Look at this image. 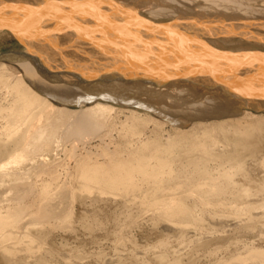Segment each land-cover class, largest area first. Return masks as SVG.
I'll return each mask as SVG.
<instances>
[{"label":"bare ground","instance_id":"obj_1","mask_svg":"<svg viewBox=\"0 0 264 264\" xmlns=\"http://www.w3.org/2000/svg\"><path fill=\"white\" fill-rule=\"evenodd\" d=\"M260 1L0 0L4 23L10 22L12 26L13 22L17 28L21 26L17 34L0 29V43L16 37L23 45L21 48L28 49L37 58L10 56L0 59V66L7 70L3 74L4 85L18 103L21 118L16 125H11L17 129L10 134V147L0 145V251L11 254L15 250L10 243L16 244L18 237H31L25 226L35 221L31 215L35 201L27 204L25 201L24 206L23 198L36 192L31 181L33 170L48 162V153L59 149L61 129L66 128L65 125L74 133L93 130L94 134V130L105 128L106 121L119 109H124L118 103L154 111L165 120L136 108L125 109L133 114L146 115L156 123L176 126L183 132L192 128L183 127H188L195 119L230 117L214 119L225 123L239 122L248 116H264L256 113L264 111V50L243 45L237 49L223 46L227 42L225 39L237 34L256 36L264 42V7L252 5ZM213 37L224 40H210ZM149 54L153 55L155 62L168 67L169 75L156 78L144 74L140 76L144 78L128 82L101 81L99 85L83 79L81 85L51 75L42 68L55 70L59 65L80 68L83 73L90 74L88 68L95 72L94 67H98L96 65H100L104 58L111 61L110 64L121 59V67L128 68L125 59L139 62L143 55ZM6 61L17 63L23 72L10 71V64ZM25 78L32 80L36 89ZM125 136L129 138V132ZM146 145L142 144L141 153L133 151L137 162L131 158L105 166L84 161L78 168L79 176L103 186L134 187L130 178L134 171L146 164ZM165 150L163 146L157 147L155 156L159 159ZM159 161L166 163L162 157ZM157 173L156 170L148 172L150 177H156L154 174ZM224 179L230 182L227 177ZM217 185L216 189L222 191V186ZM24 186L27 187L25 191ZM154 190L162 194L167 188L157 186ZM28 192L25 197L24 193ZM43 192L48 201L44 199L42 212L49 215L55 211L53 201L60 194L50 195L52 192H48L46 183ZM6 195H10L7 200ZM163 200L165 206L159 208L164 209L166 215L173 218L175 214H181L190 222L186 205L168 196ZM22 210L28 211L24 217ZM250 227L240 230L252 231ZM160 259L162 263L167 261L163 253ZM224 264H264V248L252 246L244 257Z\"/></svg>","mask_w":264,"mask_h":264},{"label":"rangeland","instance_id":"obj_2","mask_svg":"<svg viewBox=\"0 0 264 264\" xmlns=\"http://www.w3.org/2000/svg\"><path fill=\"white\" fill-rule=\"evenodd\" d=\"M252 5L264 7V0ZM255 37L237 34L210 40L227 41L222 44L228 49L243 45L264 50V42ZM21 47L16 37L0 43V51ZM6 62L10 71L23 72L17 63ZM4 73L7 70L0 66V145L10 147V134L17 129L11 125L21 118L18 103L4 85ZM25 80L36 89L32 80ZM118 104L124 109L108 119L110 123L106 121L100 129L103 132L74 133L68 125L61 129L59 149L48 153V162L33 170L36 192L24 193L29 196L21 201H35L31 215L36 224L25 226L32 235L10 243L15 250L11 254L1 250L0 264H224L244 257L252 246L264 248V116L225 123L215 121L230 117L195 119L183 127L192 128L183 132L125 109L136 108L165 120L154 111ZM256 113L264 115L263 110ZM202 121L213 122L196 124ZM142 144H147L148 158L130 178L134 187L113 188L79 176L82 163L108 166L128 161L133 151H143ZM160 146L166 150L158 159L155 154ZM161 157L166 163L161 164ZM149 170H156V177H150ZM45 183L50 195L60 194L49 215L42 212L48 201ZM217 184L222 191L216 189ZM155 186L167 190L159 194ZM167 196L187 206L190 222L181 214L169 217L159 208L165 206ZM27 213L22 210V217ZM248 225L252 231L240 230ZM162 253L167 257L164 263Z\"/></svg>","mask_w":264,"mask_h":264},{"label":"water","instance_id":"obj_3","mask_svg":"<svg viewBox=\"0 0 264 264\" xmlns=\"http://www.w3.org/2000/svg\"><path fill=\"white\" fill-rule=\"evenodd\" d=\"M2 16L0 15V29H6L9 30L15 34H17V30L21 28H17L18 26L11 22L13 25H9V23H4L5 21L2 20ZM8 21V20H7ZM6 21V22H7ZM35 23H31V25H34ZM153 54V53H152ZM10 56H17V57H24V58H32L33 60H37V58L30 53L28 49H11L8 51L0 52V59L1 58H8ZM153 55H143V58L139 59V62L132 60L125 59L127 63H129L128 68H122L121 64L123 62L121 59H115L112 61H107L106 58L103 60H100L101 63L100 65H96L98 67H94L96 70H100L95 72L91 69L88 68L91 73H83L80 68L76 69L75 67H64V66H57L55 70H50L49 67L44 68L46 72H48L51 75L57 76V77H65L68 78L76 83H79L81 85L84 84L83 79L87 81H91L93 83H98L103 81V82H117V81H122V82H128L132 79H139V78H144L140 77L143 76L144 74H151L150 76L156 77V78H164L165 76L169 75L168 67L163 66L160 63H157L153 60ZM141 60V61H140ZM155 60H161L160 58H156ZM98 63V62H96ZM139 66H134L135 64H138ZM120 64V65H119ZM171 64V63H170ZM170 66V65H169ZM88 67V66H86ZM86 69V68H85ZM107 70V71H106ZM167 71V72H166ZM176 72V71H175Z\"/></svg>","mask_w":264,"mask_h":264}]
</instances>
